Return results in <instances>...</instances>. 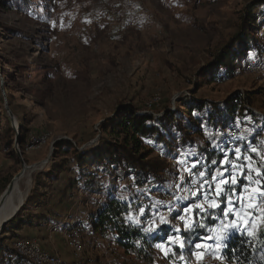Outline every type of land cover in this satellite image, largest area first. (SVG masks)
<instances>
[{"label":"rangeland","instance_id":"obj_1","mask_svg":"<svg viewBox=\"0 0 264 264\" xmlns=\"http://www.w3.org/2000/svg\"><path fill=\"white\" fill-rule=\"evenodd\" d=\"M226 50L247 52L233 71L219 66ZM263 55L264 0H0V196L24 171L26 199L33 188L40 192L21 214L28 220L21 229L0 228V264H20L14 244L22 239L75 264L66 236L71 227L82 230L86 264H236L219 249L225 247L220 237L237 232L233 223L254 240L264 261L258 242L264 233V70H245ZM236 91L250 96L254 114L244 111L222 131L208 121L211 108L197 109V103L222 104ZM127 106L154 116L179 108L177 118L195 132L170 155L161 179L151 176L143 186L133 175L80 168L71 147L91 152L100 141L119 138L109 126ZM237 127L251 135L229 145L224 135ZM216 145L227 154L221 161L234 166V194L224 182L231 178L228 165L205 159L204 149ZM164 146L143 139L151 157L166 154ZM110 194L140 199L143 206L129 220L162 238L150 258L94 228V215ZM187 209L190 217L181 222Z\"/></svg>","mask_w":264,"mask_h":264},{"label":"trees","instance_id":"obj_2","mask_svg":"<svg viewBox=\"0 0 264 264\" xmlns=\"http://www.w3.org/2000/svg\"><path fill=\"white\" fill-rule=\"evenodd\" d=\"M250 49L251 47L249 50ZM246 53L245 50H226L219 56V66L221 65V68H229V71H233L236 69L235 62L237 60H239V62L242 61ZM197 105V109L202 111L204 107L211 108L212 111L208 114V121L209 123L220 125L219 129L221 131L232 125L235 119L241 116L244 111L254 114L251 108L252 100L250 96L240 91L234 92V94L222 104H209L205 102L197 103ZM178 112H181L179 108H177L176 112L170 111L163 116H154L150 113H138L134 111L133 108L127 106L124 110L123 117L115 120L109 126L111 134L120 139H103L105 141H100L97 147L91 148V152L78 150L71 144V147L75 151V161L80 168L89 164L102 167L104 172L109 173L108 175L118 177L133 175L140 186L145 185L151 176H154V181L160 180L163 171H165L167 167V160L170 155H172L176 149L184 147L192 137L191 133H195L192 131V128H189L177 118ZM18 124L20 132L23 133V122L19 121ZM11 131L15 135L12 128ZM176 131H178L180 135L178 138L175 136L176 134H173ZM224 136V140L229 145H233L235 141L240 140L227 134ZM143 139L156 140L159 144L165 145L164 147L167 149L166 154L151 157L152 151L147 152L144 150ZM250 139L254 141L256 137H251ZM222 146H224V144ZM202 149L203 148L200 150L202 151ZM204 150L207 163H211L213 160L221 162L225 156L224 152L216 148ZM211 168H207L209 173L211 172ZM61 169L63 170L62 165H58L57 170L61 171ZM93 182L94 179L91 178L87 181L86 186H91ZM237 189H239V187H237ZM108 197L109 200L102 202L94 215L92 221L94 228L99 230L102 235L108 232L114 233L116 235V243L124 250L150 258L155 244L161 241L162 238L160 234L144 232L141 225L135 224L129 220L128 217L133 209L143 206L140 199L127 200L115 196L114 194H110ZM39 199V190L33 188L16 215L2 226V231H5L10 225H12V228L21 227L23 221L27 220L26 218L21 219V214L24 212L26 205H28L29 202L32 203ZM19 219L20 222L14 225ZM212 223H214V221L211 220L208 226H211ZM203 233L204 232L201 231L195 236L194 240L198 241ZM261 235L263 238L261 241L258 240V242H260L261 248L264 251V233ZM224 244L225 247L219 249L221 250V255L229 262H235L236 264H264V261L257 255V247H255V242L250 236L237 232L231 233Z\"/></svg>","mask_w":264,"mask_h":264},{"label":"built area","instance_id":"obj_3","mask_svg":"<svg viewBox=\"0 0 264 264\" xmlns=\"http://www.w3.org/2000/svg\"><path fill=\"white\" fill-rule=\"evenodd\" d=\"M261 62H256L255 60L248 61L245 64L246 71L262 72L264 70V55L261 57ZM156 100L158 98H155ZM152 103V102H151ZM230 134L233 138H239L241 135L250 136V129L246 128H235L230 131ZM34 142H37L34 140ZM33 142L32 146H35ZM183 217V218H182ZM190 217V212L186 211L182 214L180 221ZM67 239L73 251L75 257V264H86L84 256V245L82 240V230L80 227H71L67 229L66 232ZM229 235L227 234V238ZM226 240V239H225ZM221 241V245H224V241ZM221 246V247H222ZM15 254L14 257L17 260H20L17 263L20 264H65L64 259L58 253H49L45 251L38 241L34 239H22L18 240L14 244Z\"/></svg>","mask_w":264,"mask_h":264},{"label":"bare ground","instance_id":"obj_4","mask_svg":"<svg viewBox=\"0 0 264 264\" xmlns=\"http://www.w3.org/2000/svg\"><path fill=\"white\" fill-rule=\"evenodd\" d=\"M24 175L25 171L15 175L10 183V192L6 195L0 207V228H2V223L10 218L22 206L21 204L25 202L27 190L21 185Z\"/></svg>","mask_w":264,"mask_h":264},{"label":"snow or ice","instance_id":"obj_5","mask_svg":"<svg viewBox=\"0 0 264 264\" xmlns=\"http://www.w3.org/2000/svg\"><path fill=\"white\" fill-rule=\"evenodd\" d=\"M150 142H151V141H149V143H150ZM215 147H216V149H218L219 151L223 152V148H222L221 145H216ZM251 151H252V152H256L257 150H256L255 148H251ZM239 154H240V150H239V148L235 149V150H234V153H233L234 158H238V157H239ZM226 155H227V154L225 153V156H226ZM243 159H245V160H250L251 158L245 156ZM182 163H183V162H182ZM212 163H213V164H216V161H212ZM221 163L228 165V167H227L226 169H224V171H226V172L228 173L229 177H231V178H230V179H225L224 182H225L226 185L229 186L230 191H232L233 194H234V188H232V186H234V185H236V184L238 183V181L236 180L235 176L233 175V172H234V166L232 165V162H231L230 160H228V159H224L223 161H221ZM195 167H196V164L194 163V164L192 165V168H195ZM188 172H189V176L191 177V175H192L191 169H188ZM200 175L202 176L203 173H200ZM221 175H223V173H222ZM190 183H192V184H196V180H190ZM168 187L171 188L172 186H168ZM209 187H211V185H210ZM242 191H247V189L242 188ZM221 192H223V190H221ZM223 194H224V195L226 196V198H227V193H223ZM193 195H197V193H193ZM260 195H261L262 197H264V192H261ZM205 198H207V197H205ZM180 199H184V197H180ZM237 199H239V198H237ZM227 203H228V206H229V210H231L232 207H233L232 201H231V200H228ZM217 206H218V205H216V204H212V205H211V207H213V208H215V207H217ZM196 207L202 209V206H201V205H197ZM187 211H192V209H187ZM224 215L227 216V215H228V212H225ZM182 218H183V217H182ZM161 219H162V218H161ZM162 222H163V220H162ZM232 229H234L235 231L239 232V231H240V226H239L238 224L233 223V224H232ZM245 230H246V229H245ZM220 239H227V234H225L223 237H220ZM181 246H182V245H181ZM158 247H159V245H158ZM196 247H201V245H200V244H197Z\"/></svg>","mask_w":264,"mask_h":264},{"label":"water","instance_id":"obj_6","mask_svg":"<svg viewBox=\"0 0 264 264\" xmlns=\"http://www.w3.org/2000/svg\"><path fill=\"white\" fill-rule=\"evenodd\" d=\"M10 116H11V118H12V121H13V125H14V127L16 128V129H18V127H17V122L15 121V119H14V115H13V113H11L10 112ZM10 188H11V184H9L8 185V187L5 189V191L2 193V195L0 196V206L2 205V203H3V201H4V198L6 197V195L10 192ZM24 203V202H23ZM23 203L21 204V205H23ZM21 207V206H20ZM20 207L16 210V212L10 217V218H8L7 220H5L3 223H2V226L4 225V224H6L8 221H10L11 220V218H13L15 215H16V213L18 212V210L20 209Z\"/></svg>","mask_w":264,"mask_h":264},{"label":"crops","instance_id":"obj_7","mask_svg":"<svg viewBox=\"0 0 264 264\" xmlns=\"http://www.w3.org/2000/svg\"><path fill=\"white\" fill-rule=\"evenodd\" d=\"M19 222H20V219L17 220V221L14 223V225L17 224V223H19ZM22 227H23V225H22L21 227H19V228H13V229H21ZM41 228H42V226H41ZM37 234H39L40 237H43V234H42V236H41L40 232H37Z\"/></svg>","mask_w":264,"mask_h":264}]
</instances>
